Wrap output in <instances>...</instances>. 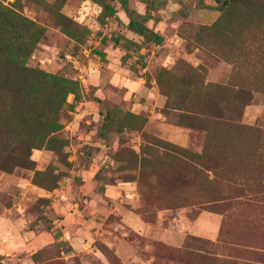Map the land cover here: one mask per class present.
<instances>
[{
	"label": "rangeland",
	"instance_id": "1",
	"mask_svg": "<svg viewBox=\"0 0 264 264\" xmlns=\"http://www.w3.org/2000/svg\"><path fill=\"white\" fill-rule=\"evenodd\" d=\"M0 10L32 23L3 50L14 35L0 19V224L18 250L28 232L57 239L19 264H264V0ZM5 58L24 73L7 78ZM209 110L247 127L242 151L227 142L239 133L210 130Z\"/></svg>",
	"mask_w": 264,
	"mask_h": 264
},
{
	"label": "trees",
	"instance_id": "2",
	"mask_svg": "<svg viewBox=\"0 0 264 264\" xmlns=\"http://www.w3.org/2000/svg\"><path fill=\"white\" fill-rule=\"evenodd\" d=\"M31 1H36V0H31ZM215 1H216V3L221 5V9H226L228 7L238 6V5H241L244 2H246V0H215ZM6 16L7 15L2 10H0V19L2 20L1 22H3V24H4V31H10L9 33L14 35V36L11 40H8L6 43L1 45L3 50H4V47H5V49H10L14 45L13 41L16 39V36H18V35L22 36V33L30 34L28 30L31 28L30 24H32L25 17L15 14L14 16H15L16 20L18 21V23L23 25V26L21 25L23 27V30H19L20 25L17 22L9 21L8 17H6ZM13 22H14L15 26L13 25ZM130 27H131L132 31H134L139 36L145 38L147 41H155V42L158 41L159 36H155L153 31L146 29L144 27V25L141 24L140 22L133 21L131 23ZM8 56L10 58H12V51L9 50ZM10 61H11L10 59L9 60H7L6 58L3 59V63L5 64L4 73H5L7 78L13 79L12 75L15 74L16 72H18L19 74L24 73V70L19 67L17 62H14L16 64H13V63H10ZM25 73H26V70H25ZM15 76L20 77V75H18L17 73L15 74ZM232 88H234V90H232V91L233 92L236 91L237 96H239V97L243 96V98H244L248 95L242 86L237 85L235 87L233 86ZM0 105L2 106V102H0ZM208 112H209V114L212 113V114H210L212 117H211V119H209V121L211 124L214 125L210 130H213V132H214L217 130L220 131V130L226 129V131H232L235 133H239L238 135H234V134L230 135L227 132V137H228L227 142H228V144H231L233 146L234 150L242 151L241 148L243 146V141L241 138L242 137L241 133H242V130L246 129L247 127L240 125V124H237L236 122H238V118L232 117V115L223 114V112H221V111H218V113L213 114L214 110H209ZM13 146L8 149V152L12 153L15 151L14 149H16L15 148L16 146H14V147ZM172 153L178 155V157H180V158L182 156L180 153H178V152L176 153L173 150H172ZM248 157H249L248 155L245 156L246 159ZM262 157H264V154L262 155ZM184 158H186V157H184ZM189 161L194 162L193 160H189ZM190 166H192L191 163H190ZM14 168L15 167H13L12 170ZM186 168H189V163L186 164L184 162V166H182V170H185ZM196 168L197 167L192 166V169L195 170ZM180 178H182V176L177 175L176 179L174 180V183L181 182ZM201 200L202 199L198 200V201H200V202H198L199 205L204 206V207H209L214 203L224 201L225 198L224 197H215V198L211 199L212 201H206V202H204V201L201 202Z\"/></svg>",
	"mask_w": 264,
	"mask_h": 264
},
{
	"label": "crops",
	"instance_id": "3",
	"mask_svg": "<svg viewBox=\"0 0 264 264\" xmlns=\"http://www.w3.org/2000/svg\"><path fill=\"white\" fill-rule=\"evenodd\" d=\"M9 210H6L5 212V218L6 219H10L6 214H8ZM69 221H68V217L64 218L62 221V226L65 227L64 228V237H67V230H68V226H69ZM11 232L12 230H8L6 232L5 228H3V226L0 224V257L2 256H9L14 262V264H19V262H17V260L15 259L16 257L18 258L19 255L25 251L31 252V253H35L41 249H44L50 245H52L53 243H55V241L57 240L55 238L54 233H50V232H43L41 234H34L32 235L31 233H25V238L24 239V247L23 249L18 250L16 248V245H13L11 242L6 244V240L8 241V239H6L7 237L10 238L11 237ZM12 245V247H10ZM4 263V259L1 260ZM18 261H20V259L18 258Z\"/></svg>",
	"mask_w": 264,
	"mask_h": 264
}]
</instances>
